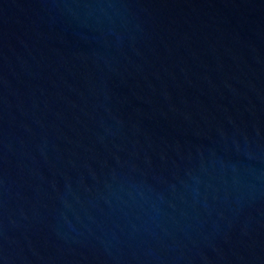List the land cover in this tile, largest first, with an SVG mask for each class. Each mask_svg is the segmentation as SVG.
Listing matches in <instances>:
<instances>
[{"label": "water", "instance_id": "1", "mask_svg": "<svg viewBox=\"0 0 264 264\" xmlns=\"http://www.w3.org/2000/svg\"><path fill=\"white\" fill-rule=\"evenodd\" d=\"M0 264H264V0H0Z\"/></svg>", "mask_w": 264, "mask_h": 264}]
</instances>
